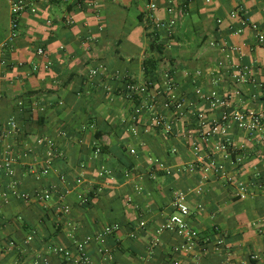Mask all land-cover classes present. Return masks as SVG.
<instances>
[{
    "label": "crops",
    "instance_id": "0c3cea01",
    "mask_svg": "<svg viewBox=\"0 0 264 264\" xmlns=\"http://www.w3.org/2000/svg\"><path fill=\"white\" fill-rule=\"evenodd\" d=\"M149 1L93 0L89 5L37 0L36 11H22L13 29L10 0H0V45L12 64H0V150L10 146L14 157L13 174L0 178V264H42L43 258L50 264H77L74 241L86 236L92 237L86 251L94 264H264V197L255 190L244 198L236 195V182L264 181V142L235 124L225 136L207 142L202 137L225 110L264 112V42L248 26L235 33L239 24L230 16L231 10L242 8L263 27L264 0L187 1L188 11L174 31H160V39L170 43L167 50L151 44L150 25L143 19ZM154 1L157 16L167 19L165 1ZM184 1L176 0L179 5ZM12 32L15 37L9 40ZM214 39L240 47L232 59L247 66L256 82L232 81L224 54L210 44ZM38 46L44 54L36 52ZM150 58L156 60V69L148 75L145 62ZM99 64L105 69L90 76ZM118 71L139 81L151 77V95L159 102L174 95L185 98L190 114L176 118L171 131H146L149 111L132 124L128 118L137 101L121 96ZM197 87L232 93L231 104L212 108L196 95ZM156 110L167 118L175 116L161 103ZM195 111L206 114L205 123L198 122ZM11 118L19 126L12 137L3 130ZM43 136L57 144L48 173L42 172L44 149L36 142ZM194 142L202 146L200 156ZM216 144L227 146L215 149ZM102 146L105 151L97 153ZM24 147L30 149L25 155L20 153ZM242 148L245 162L232 168L225 153ZM211 149L233 181L213 173L205 177L203 164ZM193 161L200 167L190 172L186 166ZM11 185L30 198L9 193ZM39 189H50L51 197L37 200L33 193ZM180 191L199 233L197 246L188 253L175 251L182 242L176 233L158 231L174 212V196ZM109 224L118 228L99 241L98 232ZM33 229L36 235L27 241ZM218 239L223 242L217 249ZM54 247L69 250L71 257ZM254 254L259 257L252 259Z\"/></svg>",
    "mask_w": 264,
    "mask_h": 264
},
{
    "label": "built area",
    "instance_id": "2783aa9c",
    "mask_svg": "<svg viewBox=\"0 0 264 264\" xmlns=\"http://www.w3.org/2000/svg\"><path fill=\"white\" fill-rule=\"evenodd\" d=\"M36 1L37 0H10L11 11H12V27L13 29L17 28L19 23V16L22 11L30 10L32 12L36 11ZM80 2H85L87 4H91L93 0H78ZM165 1V9L169 15L167 19L160 18L156 14L157 2L154 0H150L146 5V10L143 16V19L149 27V35L151 38V42L156 44L157 46H161L163 50H167L170 47V43L167 41H162L160 31L162 28H166L168 34L170 35L176 25L184 18L185 14L188 11V3L185 0L180 5L177 4L176 0H164ZM230 16L238 21V27L234 29L235 33H239L243 31V29L248 26L255 32V36L257 40L261 43L264 42V25L263 27L258 22H255L250 19L248 15L243 11L242 8H234L230 12ZM220 21V20H218ZM50 23L51 20H48ZM15 37V33L9 37V40H13ZM211 46L219 49L223 54L225 61L229 64V76L233 82H244V81H252L256 82L255 77L252 71L245 65L235 62L232 59V52L236 51L241 53V49L238 45L230 44L222 39H214L210 41ZM36 52L38 54H44L45 50L42 46H38L36 48ZM0 64H7V66H11V63H8L3 56V47L0 45ZM37 68V65L34 66ZM105 69V65L99 64L96 67H92L89 71L90 76L97 75L98 72H101ZM197 74H201L200 70L196 71ZM116 75L120 76L123 80V86L120 90V94L123 98L129 101H137L134 105L133 110L128 118V120L136 125L138 123V119L140 115L144 111H149L150 117L145 124V130L150 131L151 129L157 128L162 125L163 128L167 131H171L173 129V123L176 118L184 117L187 114H190L189 105L185 98H179L176 95L165 98L162 102H159L154 95L150 94V89L154 86V80L151 78H145L144 80H137L135 77L129 72H116ZM166 82L172 86V82L169 76V72H165ZM259 85H262L260 82H257ZM196 95L206 100L212 108H217L219 106L227 107L231 101L232 93L227 95H222L217 88H212L209 91H204L200 87L195 89ZM235 94H240L239 89H235L233 91ZM231 96V97H230ZM158 103L168 110L173 111L174 118H167V116L161 114L156 110V106ZM193 116L198 120L199 123L206 122V114L203 111H195L193 112ZM125 121V120H124ZM235 124L238 129L246 131L250 135H259L261 141L264 142V112L258 111L254 108H245L236 110L234 112H228L225 110L223 114L216 119L212 120L208 130L203 131V139L207 142L210 139L215 138L217 135L225 136L228 132V129ZM4 130V135L12 137L16 135L19 130L18 123L14 118L8 120L7 125ZM36 142L43 146L44 155H45V165L42 168L43 173H48L50 169V165L53 162L54 157L57 153V144L54 139L43 136L39 137ZM226 144V143H225ZM227 145L216 144L214 146L215 149L225 148ZM193 150L196 155L200 156V152L202 146L194 142L192 144ZM213 148V149H214ZM211 149L206 154V163L203 164V172L205 177L208 176L209 173H213L217 178L225 179L228 182L233 181V178L229 176V171L226 167V164L223 161L217 160L212 154ZM29 147H24L21 150V154L25 155L29 152ZM207 150V149H206ZM131 152H135V149H131ZM231 152H226L225 157L229 158L230 166L232 168H239L246 159L245 150L239 149L235 151V155L233 156L232 150ZM96 152H100V148H96ZM13 161L14 157L12 155V149L8 146L4 151L0 150V178L4 175L13 174ZM200 166L198 161H193L186 166V169L190 172L198 169ZM170 172L169 169L166 170ZM77 181L81 182V178L77 179ZM138 189H142L141 186H138ZM236 195L244 198L246 197L250 190L260 191L264 197V182L259 183H250L247 184L242 181L236 182ZM9 193H12L15 196H18L23 199L30 198V194L28 192H20L14 185H11L9 188ZM2 194H6L2 192ZM33 196L37 200H47L51 197L50 189H39L33 193ZM87 200V198H85ZM174 212H172L164 221V223L158 229L159 232L163 230H170L176 233L178 236L182 238V242L175 248V251L181 253H188L195 249L199 241V233L198 231L191 225L189 218L192 215L193 211L186 200V195L184 192H176L174 196ZM202 204H198V208H202ZM63 210L68 212L70 210L69 205H65ZM141 224H144L143 222ZM118 228L117 224H109L104 226L97 234L96 238L99 241H103L104 237L107 234L114 232ZM37 231L35 229L31 230L28 234L26 240L31 241L36 235ZM91 236H86L83 239L75 240L74 243L77 248V255L75 257V262L77 264H94L91 256L86 251L87 244L91 241ZM222 239H218L216 241V248L222 244ZM14 242L11 241L10 245H13ZM54 251L60 252L67 257H71V252L62 247H54ZM102 252L107 254L110 253L108 248H100ZM259 257L258 254L252 255V259H257ZM42 264H50L47 258L42 259ZM173 264H179L176 260L173 261Z\"/></svg>",
    "mask_w": 264,
    "mask_h": 264
},
{
    "label": "trees",
    "instance_id": "16d2710c",
    "mask_svg": "<svg viewBox=\"0 0 264 264\" xmlns=\"http://www.w3.org/2000/svg\"><path fill=\"white\" fill-rule=\"evenodd\" d=\"M151 44L153 45V46H155L156 47V44L155 43H153V42H151ZM157 48H161L160 46H157ZM145 66H146V73L148 74V75H150V74H152L153 73V71H154V69H156V60L155 59H152V58H150V59H147L146 60V62H145ZM148 78H151V77H148ZM152 79V78H151ZM163 126L162 125H160V126H158L157 128H162ZM100 151H105V148L102 146L101 148H100ZM235 155V152H233V156ZM259 182H264L262 179H261V177H257L256 179H255V181H252V183H259ZM88 201V200H87Z\"/></svg>",
    "mask_w": 264,
    "mask_h": 264
}]
</instances>
